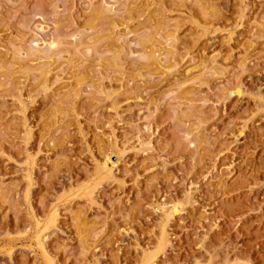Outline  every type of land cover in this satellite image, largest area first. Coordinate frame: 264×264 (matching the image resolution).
I'll return each mask as SVG.
<instances>
[{
    "label": "rangeland",
    "instance_id": "374dc122",
    "mask_svg": "<svg viewBox=\"0 0 264 264\" xmlns=\"http://www.w3.org/2000/svg\"><path fill=\"white\" fill-rule=\"evenodd\" d=\"M146 258L264 264V0H0V264Z\"/></svg>",
    "mask_w": 264,
    "mask_h": 264
},
{
    "label": "bare ground",
    "instance_id": "6f19581e",
    "mask_svg": "<svg viewBox=\"0 0 264 264\" xmlns=\"http://www.w3.org/2000/svg\"><path fill=\"white\" fill-rule=\"evenodd\" d=\"M235 91H236V90H235ZM237 91H238V90H237ZM237 91H236V92H237ZM175 210H176V208H175V206H173V208L171 209V212H175ZM149 258H150V257H149ZM146 259H147V258H146ZM145 264H153V263H152V261H151L150 259H147L146 262H145Z\"/></svg>",
    "mask_w": 264,
    "mask_h": 264
}]
</instances>
